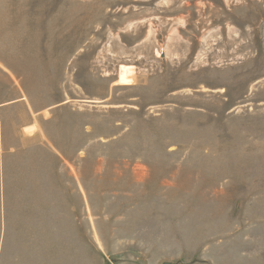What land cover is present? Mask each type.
I'll list each match as a JSON object with an SVG mask.
<instances>
[{
    "label": "rangeland",
    "instance_id": "rangeland-1",
    "mask_svg": "<svg viewBox=\"0 0 264 264\" xmlns=\"http://www.w3.org/2000/svg\"><path fill=\"white\" fill-rule=\"evenodd\" d=\"M0 264H264V0H0Z\"/></svg>",
    "mask_w": 264,
    "mask_h": 264
},
{
    "label": "crops",
    "instance_id": "crops-1",
    "mask_svg": "<svg viewBox=\"0 0 264 264\" xmlns=\"http://www.w3.org/2000/svg\"><path fill=\"white\" fill-rule=\"evenodd\" d=\"M21 191H24V190H21ZM39 191H43V190H41V189H39ZM39 217H40V215H39ZM39 217H38V219H39ZM40 220V219H39ZM27 220H25L23 223H25ZM26 224V223H25ZM34 235H36V238H35V240H40L42 243H46L47 241H48V239H51V238H53V239H55V240H59V238H62L63 237V235L64 234H62V231L60 230V232H56L55 234H53V233H48L47 231H46V224H44V225H42V224H40L39 225V229H38V233L36 234H34ZM33 235V236H34ZM25 237H30V235H26ZM79 238L80 239H82V236L81 235H79ZM53 242V241H52ZM53 243H57L56 241L55 242H53ZM45 256V255H44ZM43 259V258H42Z\"/></svg>",
    "mask_w": 264,
    "mask_h": 264
}]
</instances>
